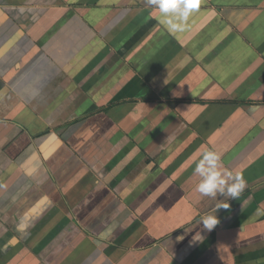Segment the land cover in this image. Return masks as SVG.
<instances>
[{
	"label": "crops",
	"instance_id": "0c3cea01",
	"mask_svg": "<svg viewBox=\"0 0 264 264\" xmlns=\"http://www.w3.org/2000/svg\"><path fill=\"white\" fill-rule=\"evenodd\" d=\"M158 16L0 0V264H264V0ZM206 149L236 199L196 190Z\"/></svg>",
	"mask_w": 264,
	"mask_h": 264
},
{
	"label": "clouds",
	"instance_id": "9594fccd",
	"mask_svg": "<svg viewBox=\"0 0 264 264\" xmlns=\"http://www.w3.org/2000/svg\"><path fill=\"white\" fill-rule=\"evenodd\" d=\"M147 4L158 9V22L169 33H176L185 30L189 18L199 10L200 0H147ZM218 161H220V156L216 152L208 149L204 151L194 172L204 176L205 179L197 185L196 190L203 196L215 197L219 192L231 199H236L243 190L245 181L239 173L234 174L230 171L225 174L227 180L221 177L220 173L215 170ZM228 180L232 182L228 183ZM229 207V202L220 203L216 205V211ZM198 223H202L205 230L211 231L219 223V219L217 216L206 215L201 217ZM186 231H191V229ZM182 238L178 237V239Z\"/></svg>",
	"mask_w": 264,
	"mask_h": 264
}]
</instances>
